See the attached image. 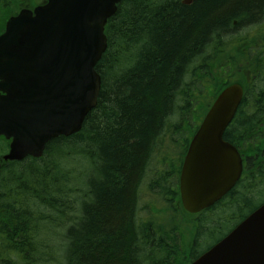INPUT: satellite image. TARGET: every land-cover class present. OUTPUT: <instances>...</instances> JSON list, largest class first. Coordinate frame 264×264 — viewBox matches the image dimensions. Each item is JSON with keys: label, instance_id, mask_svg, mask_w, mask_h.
I'll use <instances>...</instances> for the list:
<instances>
[{"label": "trees", "instance_id": "16d2710c", "mask_svg": "<svg viewBox=\"0 0 264 264\" xmlns=\"http://www.w3.org/2000/svg\"><path fill=\"white\" fill-rule=\"evenodd\" d=\"M18 4L0 2L3 27ZM262 25L264 0L119 3L96 67L98 104L82 129L50 140L41 158H0V264H190L206 239L216 243L245 218L257 205L253 187L243 199L193 215L180 205L178 175L233 70L241 64L251 84L264 71V33L249 36ZM263 97L264 84L247 89L225 138L256 132ZM171 127L182 137L180 157L148 184L173 208L161 226L160 218L140 217V190L152 151ZM227 223L235 225L225 229Z\"/></svg>", "mask_w": 264, "mask_h": 264}, {"label": "water", "instance_id": "95a60500", "mask_svg": "<svg viewBox=\"0 0 264 264\" xmlns=\"http://www.w3.org/2000/svg\"><path fill=\"white\" fill-rule=\"evenodd\" d=\"M121 1L49 0L8 20L0 35V135L12 138L6 160L39 157L50 140L81 129L98 103L105 25ZM243 94L237 83L224 89L190 143L180 190L191 213L213 205L240 177L242 163L224 132ZM193 264H264V204Z\"/></svg>", "mask_w": 264, "mask_h": 264}, {"label": "rangeland", "instance_id": "374dc122", "mask_svg": "<svg viewBox=\"0 0 264 264\" xmlns=\"http://www.w3.org/2000/svg\"><path fill=\"white\" fill-rule=\"evenodd\" d=\"M16 1L18 0H0V2L8 3V4H11L14 2L16 3ZM32 1H34L35 4H38V3L40 4L44 0H32ZM25 4L26 3H23L22 5H25ZM13 9H15V7L12 8V10ZM15 11H17V9H15ZM2 24H3V18L2 19L0 18V33L4 30V27ZM250 32H251L249 33L250 37L256 36L255 34L258 35L260 32L264 33V25L254 27L253 30H251ZM240 65L241 64H239L238 67H240ZM250 66L252 67L253 65H250ZM237 68H235L234 70L231 69V71L233 70V75L235 76L233 77L235 78L233 79V81H237V82L241 81L242 83L247 84L250 81L252 75L249 72H247V70H240L239 68L238 69ZM257 74H258V77H256V80L254 81V83L252 84L248 83L249 88H251L255 83H259V88H263L264 71L258 72ZM241 78H244L245 80H241ZM259 80H262V83H260ZM170 124L172 125V123ZM171 130H172V127L170 128V130H167V132L158 139L156 143V147H154V150L152 151L153 156L150 162V166L145 172L146 176L143 179L141 190H140L141 192L140 217L143 218L144 220L149 219L153 221L158 220V218H160L162 222H159L158 220L157 224L162 223L161 226H164V221H169L168 219L164 217V215L165 216L171 215L173 208H172V205L168 204L164 200L165 198L162 197L163 198L162 199L160 195L151 193V190L149 189L148 184L151 181V178L156 171H157L155 175L156 178H160L165 173L158 175L159 174L158 170L159 169L163 170L165 168L168 169V167L171 166L169 163L173 161L174 159L175 161H177L180 157V150L183 144L182 137L179 136L175 138V134L171 132ZM257 133H258V130L255 132V134ZM7 147H8V142L4 138H0V158H2V155L7 151ZM164 157L165 159H167L166 161H163ZM167 174L170 175L171 171H168ZM260 194H262V192L260 193V192L254 191L251 197L253 199L254 198L257 199L260 197ZM175 204L178 205V202H175ZM234 225L235 223L234 224L227 223V225L225 226V229L231 228ZM212 242L213 240L209 241L206 239V241L203 244L202 249H205L206 247H208V245H210Z\"/></svg>", "mask_w": 264, "mask_h": 264}, {"label": "flooded vegetation", "instance_id": "af4514ba", "mask_svg": "<svg viewBox=\"0 0 264 264\" xmlns=\"http://www.w3.org/2000/svg\"><path fill=\"white\" fill-rule=\"evenodd\" d=\"M250 104L254 105V102H247V105ZM255 104L260 105L257 102ZM261 105H264V101L261 102ZM255 112V114H260V123L256 128V131L258 130L257 134L253 133L247 137H245L246 134H239V137L237 135L231 139L226 137L237 148L243 164L239 180L222 198L226 203H229L235 197L237 200L243 199L245 189L249 187L254 188L252 192H262L260 197L257 198V204L264 200V108L260 106ZM254 200L256 199L254 198Z\"/></svg>", "mask_w": 264, "mask_h": 264}]
</instances>
